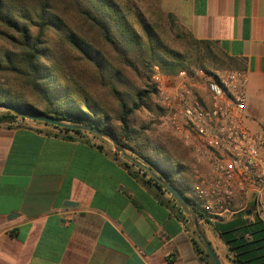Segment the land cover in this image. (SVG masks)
Returning <instances> with one entry per match:
<instances>
[{"label":"crops","instance_id":"1","mask_svg":"<svg viewBox=\"0 0 264 264\" xmlns=\"http://www.w3.org/2000/svg\"><path fill=\"white\" fill-rule=\"evenodd\" d=\"M158 3L194 38L240 61L246 122L264 131V0ZM67 134L27 118L0 124V264H205L193 244L197 227L166 190L134 175L132 160L108 139ZM257 216L264 222V195L258 210L250 203L198 218L221 264L234 263L216 226L237 228Z\"/></svg>","mask_w":264,"mask_h":264},{"label":"trees","instance_id":"2","mask_svg":"<svg viewBox=\"0 0 264 264\" xmlns=\"http://www.w3.org/2000/svg\"><path fill=\"white\" fill-rule=\"evenodd\" d=\"M166 16L169 27L184 29L172 13ZM135 22L140 33L113 0H0V105L18 106L31 114L97 128L160 171L184 194L191 191L188 169L173 160L165 146H131L129 141L136 140L131 117L141 107L149 109L152 96L158 92L150 79L154 67L166 74L190 72L192 64L209 71L204 64L212 53L228 69H241L240 61L228 56L216 42L198 40L188 30L182 51L170 45V36L160 24L141 16H135ZM130 72L136 77L134 81L128 76ZM94 81L116 103L113 116L102 106L101 98L92 94L89 85ZM26 91L38 96L43 105L26 102ZM17 117L23 119L6 109L0 112V124L13 123ZM112 119L119 128L110 124ZM48 125L64 134L85 133ZM132 173L148 176L146 183L162 187L136 165ZM188 198L198 210V218H202L195 199ZM174 205L177 207L175 202ZM216 227L234 264H264L261 218L244 221L237 228ZM199 243L193 240L200 258L205 264H213L200 239Z\"/></svg>","mask_w":264,"mask_h":264},{"label":"built area","instance_id":"3","mask_svg":"<svg viewBox=\"0 0 264 264\" xmlns=\"http://www.w3.org/2000/svg\"><path fill=\"white\" fill-rule=\"evenodd\" d=\"M246 85L240 69L180 70L170 82V123L210 163L190 192L204 219L262 208L264 131L246 122Z\"/></svg>","mask_w":264,"mask_h":264},{"label":"rangeland","instance_id":"4","mask_svg":"<svg viewBox=\"0 0 264 264\" xmlns=\"http://www.w3.org/2000/svg\"><path fill=\"white\" fill-rule=\"evenodd\" d=\"M122 7L130 18L134 29L140 33L138 24L135 22V16H141L144 19H149L161 25L165 34H169V43L171 46L180 48L183 51L185 46V31L184 29L174 27V29L169 27L168 17L162 8L160 7L158 0H113ZM170 28V30H169ZM178 28V29H177ZM178 37H177V36ZM165 37V36H164ZM185 49V48H184ZM185 61H188L187 56L184 57ZM205 69L207 70H223L228 69L222 60L212 56H208L205 59ZM190 72L198 69V66L192 64L190 67ZM129 78L131 81L136 79L133 73H129ZM176 76V73L166 74L160 68L154 67L151 72V81H153L157 87V93L154 94L149 102L150 108L141 107L136 110L131 117L130 126L134 128L132 135L136 137V140L129 141V144L135 149L140 147L147 148L151 144H157L160 146H165L170 152V156L178 164L186 167L188 170L186 173L191 178L192 182L196 180L198 176H210V163L202 155L195 151V149L185 142V136L183 132L175 129V127L170 123V82L172 77ZM90 89L93 91L92 94H97L101 98L102 106L106 108L110 115H114L116 112V103L113 98L98 84V81H94L92 85H89ZM2 90L4 87H1ZM26 102L35 106H42L40 98L36 95H31L26 91ZM1 99L3 97H0ZM6 109L0 105V112ZM20 120V119H19ZM112 126H117L118 123L114 119L110 122ZM119 128V127H118ZM120 132L121 130H117ZM126 149V148H125ZM127 153L140 164L147 166L148 164L143 162L136 153L126 149ZM207 161V162H206ZM136 165L134 162L131 164ZM137 166V165H136ZM150 166V165H149ZM139 167V166H138ZM147 173V172H146ZM201 240V239H200ZM202 241V240H201Z\"/></svg>","mask_w":264,"mask_h":264},{"label":"water","instance_id":"5","mask_svg":"<svg viewBox=\"0 0 264 264\" xmlns=\"http://www.w3.org/2000/svg\"><path fill=\"white\" fill-rule=\"evenodd\" d=\"M3 107L5 109H8V110H11L13 112L18 113L23 118L38 120V121H42L44 123L52 124L54 126H59V127H69L72 129H79V130L87 131V132H90L94 135L108 139L110 141V143L112 144V147L115 150V152L121 154L122 156H124L126 158L131 159L132 162H134L137 166H139L145 172H147L152 177H154L155 180L161 184L163 189L169 193L172 200L177 204V206L181 210H183V212L191 219L193 224L197 227L198 234L200 235V237L204 243V247H205L207 254L210 257L212 263L213 264H221V262L218 260L217 256L215 255L214 250L212 249L210 243L208 242V240H206V238L204 237L202 232L199 230L198 210L196 209L194 204L189 200V198L187 196H185L178 187H176L171 182H169L166 179V177H164L162 175V173L160 171L156 170L152 166H149V165L145 166L143 164H140L139 162H136L127 153L125 147L121 143H119L115 139L107 136L104 132H102L101 130H99L97 128H94V127L89 126L87 124H80V123L71 124V123L62 121L58 118H53L50 116H40V115L31 114V113L26 112L25 110H23L22 108H20L18 106L3 105Z\"/></svg>","mask_w":264,"mask_h":264}]
</instances>
